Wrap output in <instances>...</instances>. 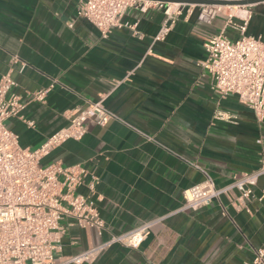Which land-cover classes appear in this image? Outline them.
I'll list each match as a JSON object with an SVG mask.
<instances>
[{"label":"crops","instance_id":"0c3cea01","mask_svg":"<svg viewBox=\"0 0 264 264\" xmlns=\"http://www.w3.org/2000/svg\"><path fill=\"white\" fill-rule=\"evenodd\" d=\"M77 2L0 0V75L9 71L11 91L25 104L23 119L7 121L19 145L38 147L73 112L98 100L115 115L105 125L87 121L80 139H67L40 159L42 166L79 163L89 171L87 181L96 176L93 193L84 185L78 192L91 197L105 224L99 237L62 219L66 231L55 262L153 222L138 247L113 244L83 264H247L264 245V198H256L264 176L244 203L234 188L198 209L184 207L183 197L203 170L224 187L260 164L256 139L264 144V118L257 120L237 95L221 97L199 65L205 42L225 26L224 12L206 24L196 17L198 6L166 22L161 8H128L123 20L134 29L117 27L102 37L76 16ZM164 22L168 33L154 40ZM225 34L235 38L238 31L228 27ZM246 34L264 39L259 4ZM13 54L25 63L22 72L11 65ZM48 86L42 100L32 97ZM216 110L232 121L214 118Z\"/></svg>","mask_w":264,"mask_h":264},{"label":"built area","instance_id":"2783aa9c","mask_svg":"<svg viewBox=\"0 0 264 264\" xmlns=\"http://www.w3.org/2000/svg\"><path fill=\"white\" fill-rule=\"evenodd\" d=\"M264 10V0L257 3ZM256 4H184L154 0H78L76 16L92 23L102 37L113 28L134 24L123 20L128 8L145 12L150 7L163 9L166 20L173 21L186 7L198 6L196 17L210 24L214 17L224 12V28L211 35L205 42L206 58L199 65L207 72L212 88L221 97L234 94L247 104L257 120L264 118V39L246 34L247 24ZM163 23L154 36L162 40L170 27ZM72 25L71 23L69 24ZM236 29L238 36L230 38L226 28ZM11 65L18 64L22 72L25 63L13 54ZM9 71L0 75V264H83L92 262L104 249L113 244L136 248L151 231L153 222H143L125 232L111 235L96 244L59 262L55 253L61 249V240L66 227L61 220L68 217L80 228H92L101 237L105 229L97 207L89 195L78 192L87 186L93 193L97 181L82 164L63 165L59 161L45 166L40 159L53 147L67 139H80L85 132V123L93 120L105 125L115 115L103 106L101 100L89 103L73 112L66 127L51 134L34 149L19 145L18 135L7 121L23 119L25 104L11 91L14 85ZM51 86V85H50ZM33 93L38 100L44 98L49 87ZM216 119L232 121L233 115L216 110ZM260 164L252 172L242 171L233 176L230 185L216 187L211 176L203 172V179L183 190L184 207L198 209L218 199L229 188L238 192L237 199L244 203L252 196V186L259 176H264V144L261 138ZM264 198V187L256 197ZM247 264H264V245L258 247Z\"/></svg>","mask_w":264,"mask_h":264},{"label":"water","instance_id":"95a60500","mask_svg":"<svg viewBox=\"0 0 264 264\" xmlns=\"http://www.w3.org/2000/svg\"><path fill=\"white\" fill-rule=\"evenodd\" d=\"M160 2H179L184 4H220V5H243V4H257L263 0H154Z\"/></svg>","mask_w":264,"mask_h":264}]
</instances>
